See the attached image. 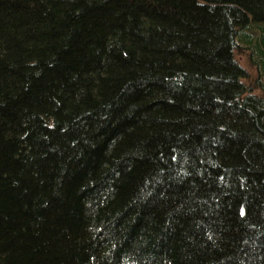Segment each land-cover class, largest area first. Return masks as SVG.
<instances>
[{
  "label": "trees",
  "instance_id": "16d2710c",
  "mask_svg": "<svg viewBox=\"0 0 264 264\" xmlns=\"http://www.w3.org/2000/svg\"><path fill=\"white\" fill-rule=\"evenodd\" d=\"M0 264H264V0H0Z\"/></svg>",
  "mask_w": 264,
  "mask_h": 264
},
{
  "label": "rangeland",
  "instance_id": "374dc122",
  "mask_svg": "<svg viewBox=\"0 0 264 264\" xmlns=\"http://www.w3.org/2000/svg\"><path fill=\"white\" fill-rule=\"evenodd\" d=\"M238 59H239L240 63L246 68L247 72H248V73H249V72L251 73V74H249V75L252 76V75H253V72H252L251 67L246 65V64H247V58H246L245 56L238 55Z\"/></svg>",
  "mask_w": 264,
  "mask_h": 264
}]
</instances>
